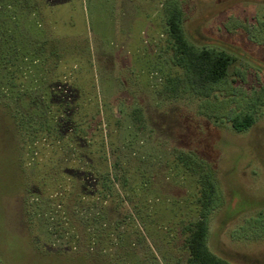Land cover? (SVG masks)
I'll list each match as a JSON object with an SVG mask.
<instances>
[{"label": "rangeland", "instance_id": "374dc122", "mask_svg": "<svg viewBox=\"0 0 264 264\" xmlns=\"http://www.w3.org/2000/svg\"><path fill=\"white\" fill-rule=\"evenodd\" d=\"M178 1L188 40L195 47L223 49L233 59L226 79L206 97L191 93L183 70L171 62L165 0H50L51 10L40 13L35 0H0V32L9 29L1 34L0 55L7 49L16 53L11 47L16 45L17 57L19 51L33 54L42 63V44L54 36L86 50L81 59L67 57L77 69L68 80L70 95L97 106L95 141L102 129L110 173L118 178L112 180L117 195L98 208L103 228L75 212L79 188L64 199V216L78 235L76 252L89 246L86 227L98 236L92 251H103L106 264H187L185 227L197 218L199 188L197 175L182 167V159L207 172L219 192L221 205L208 216L210 250L231 264H264V221L255 235L249 223L258 212L264 216V0ZM44 20L49 32L43 24L33 27ZM17 57L13 75L19 77ZM48 66L46 77L47 68L32 70L36 83L26 82L29 90L19 106L24 113L43 105L41 83L57 72L49 59ZM6 72L0 65V82ZM90 93L96 100L87 102ZM252 109L257 119L250 129L237 133L230 128V118ZM18 151L16 138L10 140L5 152L16 168ZM1 161L2 181L8 162ZM17 170L19 189L2 201L14 245L26 254L75 253L68 236L60 238L62 230L49 220L55 169L27 170L26 193ZM10 254L0 244V264H19Z\"/></svg>", "mask_w": 264, "mask_h": 264}, {"label": "trees", "instance_id": "16d2710c", "mask_svg": "<svg viewBox=\"0 0 264 264\" xmlns=\"http://www.w3.org/2000/svg\"><path fill=\"white\" fill-rule=\"evenodd\" d=\"M35 3L37 4L36 11L39 13L47 8L51 10L50 0H35ZM6 9L5 13H9L12 7L7 5ZM164 12L166 34L172 52V64L183 70L187 89L191 93L197 94L198 97L208 96L211 87L226 79L233 60L231 55L223 49L208 45L195 47L188 40L183 29V11L178 0H165ZM11 19L15 22L14 17ZM43 22L35 21L33 27L39 30L38 28H42L43 24L45 32H49V23L45 20ZM2 32L8 33L9 29L5 28ZM2 32H0V42H4L1 36ZM56 37H47L44 40L42 46L45 53L41 55L42 63L40 58L38 59L33 54L28 55V53L19 51L17 57L18 48L16 45L11 46L13 50H16V53L12 54L7 49L0 55V65L7 70L6 74H8L5 76L6 78L4 77L3 84L0 85V91L9 95L7 98L4 97L5 102V99L0 95V162L2 159H6L8 162L6 165L7 177L2 181L0 177V244L11 253V259L19 264H106L100 257L103 251H92L91 246L97 243L98 236L86 227L83 229L89 237V246L82 252L75 251L78 235L71 223L69 226L68 219L64 216V199L74 194L75 190L79 188L80 193L74 196L78 206L75 212H79L81 219L88 218L90 221L98 222L103 228L106 223L103 222L104 216L98 208H106L107 204L113 200L114 194L117 195L112 180L118 177L110 173L108 151L102 129L100 141L98 143L95 141V134L99 133V129L96 130V126H93L98 114L97 106L91 108L90 104L84 103V99L70 95L72 92H70L71 86L69 87L68 80L77 69L76 66L71 67L66 63L67 57L72 54L73 59H81L86 56V50L80 51L81 49L77 46L68 43L66 38ZM16 57V60H19V77L13 75L16 67L13 60ZM48 59L57 72L53 73L52 77L48 76L46 82L41 83L44 85L40 89L42 93L40 99L43 100V105L39 107L36 104L32 112L24 113L19 106L20 102L25 100L26 91L29 90L25 87L26 82L32 85L36 83L31 72L37 66H42L43 69L47 68L45 77L49 75ZM91 95L92 98L87 97V102L96 100L95 95ZM11 103L14 106H11ZM257 103H261V101L258 99ZM36 110H40L38 117L35 115ZM256 119V111L252 109L248 113L230 118L228 123L231 129L241 133L250 129ZM15 138L19 144V151L16 153L18 157L15 153L14 156L17 157L16 164L19 168L20 180H22L20 186L24 193L28 186L29 174H27V170H34L37 166L55 169L52 176L53 181L50 183V197L54 198V213L52 217H49V220L52 222L50 224L56 225L57 230H62L60 238L68 236L71 249L75 253L51 255L32 250L30 254H26L24 249L14 245L15 239L7 233L2 201L4 197L19 189V182L14 161L10 155H6L5 151L9 146V141H15ZM92 150L98 153V158H94ZM178 158L180 157L178 156ZM178 160L186 171L197 175L199 188L196 199L197 218L185 227L187 236L184 245L188 251L187 264H231L228 260L213 253L208 246V216L215 207L221 205L216 184L202 168L190 167L182 159ZM43 178L49 179L46 175H43ZM263 221V214L258 212L256 218L249 222L252 224L251 234L259 233ZM56 232L58 233V231Z\"/></svg>", "mask_w": 264, "mask_h": 264}]
</instances>
